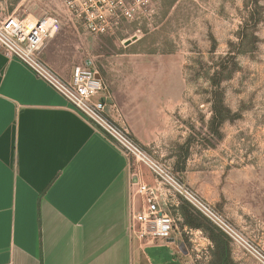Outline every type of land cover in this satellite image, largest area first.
<instances>
[{
  "label": "rangeland",
  "instance_id": "1",
  "mask_svg": "<svg viewBox=\"0 0 264 264\" xmlns=\"http://www.w3.org/2000/svg\"><path fill=\"white\" fill-rule=\"evenodd\" d=\"M10 15L58 17L44 47L64 39L90 61L114 123L264 251V0H157L105 35L75 29L59 0H0ZM163 193L185 264H217L214 236L219 264H259L171 185Z\"/></svg>",
  "mask_w": 264,
  "mask_h": 264
},
{
  "label": "crops",
  "instance_id": "2",
  "mask_svg": "<svg viewBox=\"0 0 264 264\" xmlns=\"http://www.w3.org/2000/svg\"><path fill=\"white\" fill-rule=\"evenodd\" d=\"M70 48L54 38L41 59L68 78ZM130 180L120 148L0 48V264H185L131 237Z\"/></svg>",
  "mask_w": 264,
  "mask_h": 264
},
{
  "label": "built area",
  "instance_id": "3",
  "mask_svg": "<svg viewBox=\"0 0 264 264\" xmlns=\"http://www.w3.org/2000/svg\"><path fill=\"white\" fill-rule=\"evenodd\" d=\"M68 17L90 34L105 35L120 28L123 21L147 20L157 0H59ZM30 25V27L28 26ZM60 19L41 18L37 23L10 15L0 18V48L9 58L24 63L39 79L61 94L75 112L115 143L130 160L131 237L141 248L165 244L177 248L175 221L167 208L163 191L169 185L198 209L233 245L264 264V251L219 212L170 176L168 169L139 147L112 120L114 106L93 64L73 67L63 78L41 59L45 43L58 31ZM150 178V180H149Z\"/></svg>",
  "mask_w": 264,
  "mask_h": 264
},
{
  "label": "trees",
  "instance_id": "4",
  "mask_svg": "<svg viewBox=\"0 0 264 264\" xmlns=\"http://www.w3.org/2000/svg\"><path fill=\"white\" fill-rule=\"evenodd\" d=\"M213 240L217 244L216 245L217 246L216 255L219 256V258H220L219 262H220V261H222L221 256L226 254L225 249L223 247H220V244L223 243V240L218 236H214ZM219 262L217 264H219Z\"/></svg>",
  "mask_w": 264,
  "mask_h": 264
},
{
  "label": "water",
  "instance_id": "5",
  "mask_svg": "<svg viewBox=\"0 0 264 264\" xmlns=\"http://www.w3.org/2000/svg\"><path fill=\"white\" fill-rule=\"evenodd\" d=\"M98 78H99V80H100L101 82H103V79H102V77H101L100 75H99V77H98ZM179 248H183L184 250H186V249H185V247H184L183 245H180V247H179Z\"/></svg>",
  "mask_w": 264,
  "mask_h": 264
},
{
  "label": "bare ground",
  "instance_id": "6",
  "mask_svg": "<svg viewBox=\"0 0 264 264\" xmlns=\"http://www.w3.org/2000/svg\"><path fill=\"white\" fill-rule=\"evenodd\" d=\"M29 20H30V22L33 21V23H37L39 19L38 20H31V19H29ZM28 26L30 27V25H28Z\"/></svg>",
  "mask_w": 264,
  "mask_h": 264
}]
</instances>
